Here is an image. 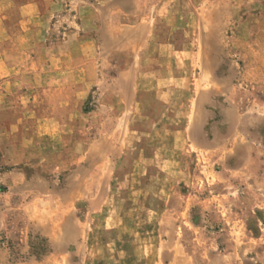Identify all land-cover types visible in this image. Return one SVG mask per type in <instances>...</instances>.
I'll use <instances>...</instances> for the list:
<instances>
[{
    "label": "rangeland",
    "instance_id": "374dc122",
    "mask_svg": "<svg viewBox=\"0 0 264 264\" xmlns=\"http://www.w3.org/2000/svg\"><path fill=\"white\" fill-rule=\"evenodd\" d=\"M0 264H264V0H0Z\"/></svg>",
    "mask_w": 264,
    "mask_h": 264
}]
</instances>
